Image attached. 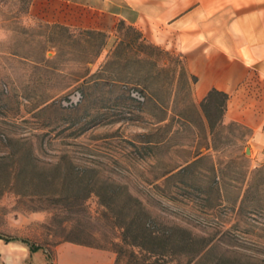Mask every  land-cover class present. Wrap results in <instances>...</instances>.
<instances>
[{"label":"rangeland","instance_id":"374dc122","mask_svg":"<svg viewBox=\"0 0 264 264\" xmlns=\"http://www.w3.org/2000/svg\"><path fill=\"white\" fill-rule=\"evenodd\" d=\"M29 7L0 0V234L50 256L0 239V263L56 264L66 249L115 259L118 245L130 249L120 226L137 213L157 235L194 237L168 264L204 246L203 262L264 264V161L212 106L207 129L185 122L180 55L127 24L88 31Z\"/></svg>","mask_w":264,"mask_h":264},{"label":"crops","instance_id":"0c3cea01","mask_svg":"<svg viewBox=\"0 0 264 264\" xmlns=\"http://www.w3.org/2000/svg\"><path fill=\"white\" fill-rule=\"evenodd\" d=\"M29 14L108 33L123 21L146 43L179 54L192 110L185 122L207 129L201 104L210 91L221 92L220 123L243 129L252 161H264V0H30ZM114 262L98 249L61 250L56 260Z\"/></svg>","mask_w":264,"mask_h":264},{"label":"trees","instance_id":"16d2710c","mask_svg":"<svg viewBox=\"0 0 264 264\" xmlns=\"http://www.w3.org/2000/svg\"><path fill=\"white\" fill-rule=\"evenodd\" d=\"M120 23L125 24L123 21H120L118 24ZM129 28L135 30L131 26H129ZM135 32H137L138 38H140V33L137 30H135ZM225 100V94L216 90H212L206 96L201 106L204 112H207V106H212L213 108H215L219 114L220 119L224 108ZM190 163L191 162H189V164ZM238 211H241V209L238 208ZM120 228L123 230V232H128L129 230H131L135 232V234L132 235L130 238L125 235V232L124 234H122L123 236L121 237L120 241L124 246H128L130 249L127 251L126 249L122 248V245H118L117 249L113 250V252H115L116 254V262L120 261L123 256H126L128 264H168L176 254V246L181 245L187 247L192 246V244L194 243V237L191 235L190 232H187V236L185 239L178 241L176 239H173L171 236L164 235V233H161L162 235H157L156 231L153 230L146 223V221L142 219L137 213H135L129 221L121 225ZM0 239H2L5 243L20 241L27 246L30 254L42 250L47 257L50 256L46 249H44L41 245H38L26 238L0 234ZM206 248L207 247L204 246L198 249L197 251L192 252L184 264H234L232 261L221 256H212L211 258H206L203 262L202 259L205 256V251L207 250ZM49 264L52 263L50 262Z\"/></svg>","mask_w":264,"mask_h":264},{"label":"water","instance_id":"95a60500","mask_svg":"<svg viewBox=\"0 0 264 264\" xmlns=\"http://www.w3.org/2000/svg\"><path fill=\"white\" fill-rule=\"evenodd\" d=\"M246 153H249V149L246 150Z\"/></svg>","mask_w":264,"mask_h":264}]
</instances>
